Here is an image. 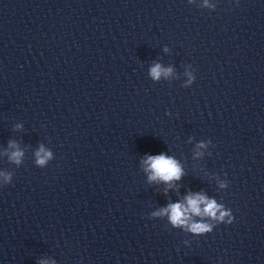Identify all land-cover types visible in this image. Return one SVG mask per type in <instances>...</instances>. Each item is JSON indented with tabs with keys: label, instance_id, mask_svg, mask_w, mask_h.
Instances as JSON below:
<instances>
[{
	"label": "clouds",
	"instance_id": "obj_1",
	"mask_svg": "<svg viewBox=\"0 0 264 264\" xmlns=\"http://www.w3.org/2000/svg\"><path fill=\"white\" fill-rule=\"evenodd\" d=\"M171 69H163L159 64H156L151 69V75L154 79H159L161 74H170ZM14 147V145H12ZM203 145H200L202 147ZM23 155L20 151H14L11 154V159L19 163L20 157ZM37 163L44 165L51 157V153L46 151L43 146L36 153ZM146 165L145 171L149 172V181H162L171 183L174 180H179L183 175L182 169L178 162L163 153L159 155H149L144 160ZM221 187H224L222 184ZM219 213V215H218ZM155 216L167 215L170 222L174 226H185L192 233L201 234L211 231V225L205 222H195L193 216L208 217L214 220L222 221L225 216H228L227 211L222 210V206L217 204L214 199H208L202 194L189 195L185 198V202L170 203L167 207L153 213ZM41 264H47L42 261Z\"/></svg>",
	"mask_w": 264,
	"mask_h": 264
}]
</instances>
